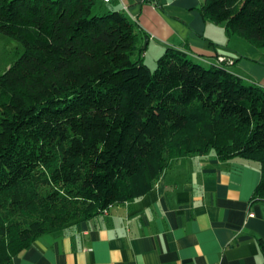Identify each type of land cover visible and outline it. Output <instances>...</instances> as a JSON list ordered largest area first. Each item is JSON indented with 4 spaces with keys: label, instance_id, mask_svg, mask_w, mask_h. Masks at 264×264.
<instances>
[{
    "label": "trees",
    "instance_id": "obj_1",
    "mask_svg": "<svg viewBox=\"0 0 264 264\" xmlns=\"http://www.w3.org/2000/svg\"><path fill=\"white\" fill-rule=\"evenodd\" d=\"M97 4L0 0V33L25 45L0 74V264L143 196L185 156L258 161L252 200H264V87L174 47L153 69L116 0ZM200 12L264 52V0H204Z\"/></svg>",
    "mask_w": 264,
    "mask_h": 264
},
{
    "label": "crops",
    "instance_id": "obj_2",
    "mask_svg": "<svg viewBox=\"0 0 264 264\" xmlns=\"http://www.w3.org/2000/svg\"><path fill=\"white\" fill-rule=\"evenodd\" d=\"M204 0H116L155 59L168 47L264 87V52L206 19ZM155 61V60H154ZM260 163L214 150L175 160L155 187L105 212L47 231L9 264H264V200H252ZM254 213L253 216H250Z\"/></svg>",
    "mask_w": 264,
    "mask_h": 264
},
{
    "label": "rangeland",
    "instance_id": "obj_3",
    "mask_svg": "<svg viewBox=\"0 0 264 264\" xmlns=\"http://www.w3.org/2000/svg\"><path fill=\"white\" fill-rule=\"evenodd\" d=\"M97 5H101V1L98 0ZM24 50L25 45L23 42L7 34L0 33V74H2ZM164 52L165 51H163L161 55L164 54ZM161 55H158L155 59H153L152 55H149L145 62L154 69Z\"/></svg>",
    "mask_w": 264,
    "mask_h": 264
},
{
    "label": "built area",
    "instance_id": "obj_4",
    "mask_svg": "<svg viewBox=\"0 0 264 264\" xmlns=\"http://www.w3.org/2000/svg\"><path fill=\"white\" fill-rule=\"evenodd\" d=\"M101 1L106 2V3H109V2H111L113 0H101ZM218 60H219L220 63H224V64H231V63L234 62V59L233 58L228 57L226 55H220L218 57ZM253 215H254V213H251L250 214V216H253Z\"/></svg>",
    "mask_w": 264,
    "mask_h": 264
}]
</instances>
